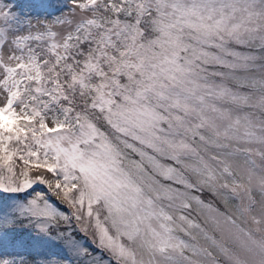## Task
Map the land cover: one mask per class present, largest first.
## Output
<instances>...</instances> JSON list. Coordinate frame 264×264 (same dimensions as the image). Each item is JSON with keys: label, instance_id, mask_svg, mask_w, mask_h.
I'll return each mask as SVG.
<instances>
[{"label": "snow or ice", "instance_id": "6c2138e0", "mask_svg": "<svg viewBox=\"0 0 264 264\" xmlns=\"http://www.w3.org/2000/svg\"><path fill=\"white\" fill-rule=\"evenodd\" d=\"M0 264H264V0H0Z\"/></svg>", "mask_w": 264, "mask_h": 264}, {"label": "rangeland", "instance_id": "374dc122", "mask_svg": "<svg viewBox=\"0 0 264 264\" xmlns=\"http://www.w3.org/2000/svg\"><path fill=\"white\" fill-rule=\"evenodd\" d=\"M28 5V2H23ZM21 5L20 3H18ZM25 4V5H26ZM72 0H44L43 6L37 7L33 0H29V5L17 8L21 15H27L33 19L51 20L57 16L71 10ZM17 5V4H16Z\"/></svg>", "mask_w": 264, "mask_h": 264}, {"label": "trees", "instance_id": "16d2710c", "mask_svg": "<svg viewBox=\"0 0 264 264\" xmlns=\"http://www.w3.org/2000/svg\"><path fill=\"white\" fill-rule=\"evenodd\" d=\"M57 247H58V245L55 242H53L52 243V248L55 250Z\"/></svg>", "mask_w": 264, "mask_h": 264}]
</instances>
